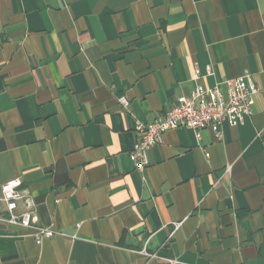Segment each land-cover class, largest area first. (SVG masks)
Returning <instances> with one entry per match:
<instances>
[{"label": "crops", "instance_id": "crops-1", "mask_svg": "<svg viewBox=\"0 0 264 264\" xmlns=\"http://www.w3.org/2000/svg\"><path fill=\"white\" fill-rule=\"evenodd\" d=\"M245 74L243 124L168 131L136 170L138 123ZM12 180L55 234L0 221V264H264V0H0Z\"/></svg>", "mask_w": 264, "mask_h": 264}, {"label": "built area", "instance_id": "built-area-1", "mask_svg": "<svg viewBox=\"0 0 264 264\" xmlns=\"http://www.w3.org/2000/svg\"><path fill=\"white\" fill-rule=\"evenodd\" d=\"M211 70V69H209ZM260 92L250 74L235 79H226L213 87L199 84L187 97L174 103L165 115L152 123H138L137 139L129 157L137 171L143 172L149 165V150L164 141L168 131L188 128L195 132L198 141L204 130H211L218 141L223 140L224 124L238 126L246 116L252 115L254 97ZM122 104L128 103L125 99ZM209 157V154H207ZM4 206L7 215L2 213ZM0 221L36 229V242L41 244L52 238L54 231L38 226V215L31 192L20 180H12L2 186L0 195ZM181 223L175 226V232ZM156 258V255H149ZM171 264H177L172 262Z\"/></svg>", "mask_w": 264, "mask_h": 264}]
</instances>
